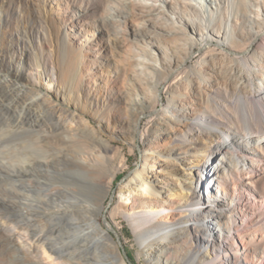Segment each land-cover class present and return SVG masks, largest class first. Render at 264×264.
<instances>
[{
	"label": "bare ground",
	"instance_id": "bare-ground-1",
	"mask_svg": "<svg viewBox=\"0 0 264 264\" xmlns=\"http://www.w3.org/2000/svg\"><path fill=\"white\" fill-rule=\"evenodd\" d=\"M150 1L134 0L139 10L151 9V27L135 36L153 47L136 51L129 70L126 137L134 142L150 114L143 138L167 135L169 148L145 150L110 218L128 221L154 264H252L233 250L258 249L256 240L233 245L231 236L248 220L242 206L255 199L247 203L240 192L245 171L264 157V0H230L211 15L180 12L163 0L167 16ZM6 24L0 2V258L128 264L101 222L121 170L109 155L113 140L93 125L89 99L74 103L71 81L56 85V67L46 68L37 52L29 64L28 50L25 61L15 60L2 45ZM199 48L202 56L189 64ZM259 172L249 178L254 189ZM231 179L239 187L234 195Z\"/></svg>",
	"mask_w": 264,
	"mask_h": 264
},
{
	"label": "rangeland",
	"instance_id": "rangeland-1",
	"mask_svg": "<svg viewBox=\"0 0 264 264\" xmlns=\"http://www.w3.org/2000/svg\"><path fill=\"white\" fill-rule=\"evenodd\" d=\"M162 1L151 0L149 3L153 5L157 3L158 6L164 7V13L167 16L170 11ZM168 1L180 12L206 9L209 15L214 14L218 9L227 10L226 8L231 4L230 0H216V2L205 0L202 4L199 0ZM0 2L6 4L7 20L2 45L8 51H12L15 60L25 61L23 52L26 53L28 50L29 56L26 61L34 64L37 52L42 61L44 60V65L48 66L46 68L56 67L57 86L66 87L70 81L72 85L74 84V103L82 104L88 99L93 103L91 111V117L94 118L93 125L101 136L113 140V149L109 155L114 164L118 166L121 164L119 177L106 202L101 222L109 229L121 256L128 264H154L143 252L128 221L121 216H116L115 219L110 218V213L115 206L123 202L120 187L128 183L142 165L145 150L169 148L170 140L167 135L160 136L154 143L143 138V129L152 118L150 114L143 117L144 123L134 142L126 137L130 128L128 122V102L131 96L128 89L130 87L129 70H131L136 51L141 52L142 48L150 50L153 47L151 42L147 41V45L145 40L137 38L135 33L147 31V28L151 27L145 21L148 15L146 11L151 9L139 10L135 7L134 0H125L126 4L122 0H0ZM125 10L128 11L126 16ZM25 31L29 33L30 42L27 41ZM260 42L258 40L254 46H258ZM64 52L67 54L65 60L62 57ZM202 52L200 48L197 49L194 57L189 60V64H195L202 56ZM228 53L233 55L231 52ZM16 70L13 69L14 72ZM62 71H70L74 79H69L67 75L64 77ZM40 84H46L42 78ZM164 96L163 94L159 96V109L163 106ZM123 160H125L124 165H122ZM259 170H264V157L254 168L245 171L247 186H241L240 192L247 203V197L252 196L255 199L252 200L251 206L250 204L242 206L248 220L244 225L237 226L231 236L233 245L243 240L247 242L252 240V243L256 240L254 246H260V248L257 247L258 249L253 247L237 249L234 246L233 250L239 251L246 258L244 260L252 264H261L259 261L264 256V175L259 178L256 189L249 183L250 176L260 173ZM235 174L237 178L238 173L235 172ZM166 178L171 180L168 176ZM230 182L232 183H230L229 191L234 195L239 187L233 180ZM105 213L108 222L104 219ZM0 221H2L1 216ZM112 226L116 233L112 231ZM102 251L104 252V249ZM111 255L115 257L114 253ZM171 255L169 253L163 257L166 260ZM0 264H12V262L0 258Z\"/></svg>",
	"mask_w": 264,
	"mask_h": 264
},
{
	"label": "water",
	"instance_id": "water-1",
	"mask_svg": "<svg viewBox=\"0 0 264 264\" xmlns=\"http://www.w3.org/2000/svg\"><path fill=\"white\" fill-rule=\"evenodd\" d=\"M104 219H105L106 222H108V221H107V217H106V213L104 214ZM112 231H113L114 233H116V231H115L114 229H112Z\"/></svg>",
	"mask_w": 264,
	"mask_h": 264
}]
</instances>
